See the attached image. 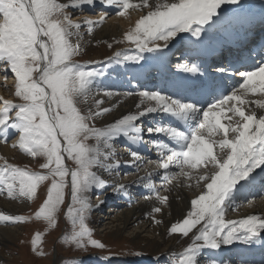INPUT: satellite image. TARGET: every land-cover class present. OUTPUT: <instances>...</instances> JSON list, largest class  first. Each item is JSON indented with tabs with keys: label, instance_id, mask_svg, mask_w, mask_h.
<instances>
[{
	"label": "snow or ice",
	"instance_id": "obj_1",
	"mask_svg": "<svg viewBox=\"0 0 264 264\" xmlns=\"http://www.w3.org/2000/svg\"><path fill=\"white\" fill-rule=\"evenodd\" d=\"M97 3L118 9L116 15L119 16H124L130 8L151 9L125 34V38L143 53L159 49L158 41H164L163 47H167L179 33L190 32L197 38L205 32L211 35L231 14L222 6L237 5L240 0H172L154 7L149 0H139L136 4L131 0H69L66 3L0 0V65L5 70L10 68L14 74L15 96L22 101L14 103L0 97L4 105L0 109V141L8 140L9 130L18 133V143L13 147H19L30 157H43L45 162L40 167L47 170L34 172L5 160L0 166V195L33 200L38 188L51 181L35 218L55 228L68 189L70 203L66 217L71 222L72 232L64 237L65 242L85 251L89 246L103 249L105 245L92 238L86 224L93 207L89 193L108 187L98 170L111 173L120 167V161L115 159L114 142L123 137L133 144L144 143L146 131L149 135L162 134L173 142L170 145L160 140L148 141L158 152L157 163L164 170L160 175L166 185L177 175L191 180L193 171L211 166L210 174L197 173L196 176L197 186L204 181L205 190L191 200L187 216L169 230L170 234L189 237L196 229L191 243L182 252L172 254L171 264H201L205 250H220L223 245L235 242L251 245L257 239L264 242V217L250 215L239 221L224 218L225 212L233 207L237 185L241 182L251 184L256 178L253 173H264V48L257 54L259 61L249 57L253 65L250 70L236 69L235 74L242 78L239 86L216 96L207 102L206 108L198 106L199 101L186 102L160 92L143 91L139 93L141 100L136 107L141 109L146 103L147 107L123 115L104 127H96L94 121L111 109L101 107L103 100L95 97L101 91L108 97L116 93L100 87L105 70H96L74 60L81 54V47L73 43V37L81 38L82 24L74 22L67 10L83 11L85 6ZM107 16L104 12L99 20L86 19L83 24L91 33L93 26L102 23ZM142 59V55L115 54L117 63ZM181 67L197 77L202 75L200 66L195 63ZM218 71L225 73L228 69L221 67ZM250 95L260 98L251 100L248 99ZM90 99L94 103L82 112L80 106L87 105ZM257 110H260L259 115ZM154 113L175 118L187 130L163 123L144 129L137 123ZM217 136L220 139H215ZM130 155L134 160L140 159L137 151L130 150ZM66 160L74 167L66 164ZM170 166L179 172H170ZM152 175L149 174L144 186L161 204H167L168 197L156 190ZM127 189L126 185L114 187V191L125 195H128ZM161 211V207L153 208L155 213ZM29 219L0 212L2 222L24 223ZM42 239L43 234L37 232L32 240L33 251L40 256L45 254L40 250ZM210 264L216 262L211 260Z\"/></svg>",
	"mask_w": 264,
	"mask_h": 264
},
{
	"label": "bare ground",
	"instance_id": "obj_2",
	"mask_svg": "<svg viewBox=\"0 0 264 264\" xmlns=\"http://www.w3.org/2000/svg\"><path fill=\"white\" fill-rule=\"evenodd\" d=\"M59 2L66 3V2H69V0H59ZM131 2L133 4H136V3H139V0H131ZM166 2L171 3L172 0H149V4L152 5L153 7L157 3L163 4ZM239 4L241 5L231 11V14L227 16V18L220 25L217 31L213 32L211 35L207 34V36H204V33H202L201 37L199 38L200 39L205 38L206 41H212L213 39H215L216 37H220L221 35L225 36L230 27H232L233 29H236L237 27H239L240 16L244 15V11L242 8L246 9L247 11H252L253 14L257 13V11L259 10L260 11L264 10V0H240ZM97 6L99 7L100 4L97 3L95 6H85V9H86L85 12L87 13L83 14V16H80V17L77 16V18H75L74 20L81 19L82 17H91L89 12H93V9H95ZM103 6L109 7L107 5H102V7ZM131 9L133 8H130V10ZM137 9H139L140 11H144V15H146L148 11L151 10L150 8H147V7H140ZM75 10H78V9H75ZM139 19L140 18L132 17V26L130 27L127 26L129 23L123 22L122 19H118V20H116V18L107 19L105 23L94 25L91 33L88 32L87 25H85L82 27L80 31L81 38L79 40L75 38V43H79L81 47V54L79 55V57H81L80 59L86 56L89 58V60H92L93 62H96L97 64L102 63V64L108 65L107 67L108 71L106 72V75L100 78V87L102 89L110 90L116 93V95L108 97L104 94L103 91H101L100 94L95 97V99L103 100L104 103L101 105V107H107L111 109L109 113L105 114L104 116L100 118H97L98 123L102 124V126H106L107 124L114 122L116 119L121 118L123 115L129 114V113H135L143 109L144 107H147L148 104L146 103L144 105H141V109H137L136 106L140 104V100H141L139 93L143 91L156 92L155 86L160 87L163 82V78H164L163 69L165 65L159 62L160 56H156L155 51L147 53L149 54L148 57L151 59V62L144 69L142 65L136 66V65L128 64L126 63L128 61L117 63L115 60V54L117 52L121 53L122 56L123 55L129 56L133 54V53H130V51L128 52L126 49L127 46H134V44L125 38V34L131 31L135 27V24ZM204 27L205 29L208 28L207 25H205ZM186 33H179L173 40L168 42L167 47L176 43L183 36H187ZM99 43H101V45L103 44L112 45L113 44V49H112L113 52L102 56L103 54L102 50H100L97 46V44ZM157 43L161 45L160 48H163V45L165 42L158 41ZM224 43L227 44V41H225ZM149 46L151 47L152 45L150 44ZM177 54L179 53H176V57H178ZM174 57L175 56L171 57L170 59H173ZM110 60H112V62ZM96 66L101 67V65H96ZM2 72L3 71L0 68V97H3L5 99L6 97L3 95L4 88L1 87V84L7 85V82L3 80V77L5 76H3ZM107 77L111 78V80L107 81L108 80ZM148 78H151V80L148 81L147 80ZM129 93H132V94L129 95ZM13 94L15 93L11 92V96ZM259 98L260 97L258 96H251V95L248 97V99H251V100L259 99ZM93 103H94V100L90 99L89 103L87 105H84V109L87 111V108L91 106ZM152 103H155V102H152ZM259 113H260V110H257L258 115ZM229 115H231V113H229ZM145 118L146 116L140 119L141 124L143 125L145 129H147L148 127L157 126V124H155L154 126H148L146 123L147 119ZM154 120H157L158 122L162 120L163 123L166 124L167 116L163 114H159L156 116V118H152L150 120V124L154 123ZM10 135L11 134L9 133V136ZM152 137H153V140L155 141L156 140L164 141L162 134H156V135H153ZM215 139L218 140L220 139V137L217 136L215 137ZM18 140H19V137L16 138L11 144L0 146V148L3 150V156L7 157L8 159L13 158L15 165L16 164L18 165V163L21 164L20 163L21 160H23L22 163H24V161H28L26 160V157L21 153L22 150L19 149V147H13L14 144L18 143ZM121 141L124 144L128 143L127 145L129 147V151L127 152V154H123V155H119V153L116 152L115 159L120 161V167L118 169L119 171H117L114 175H119L121 173L120 172L121 169H124V172L131 178L128 181H121V183L119 184V185L128 186V189H127L128 195H125L122 192L117 191V193L123 194V199H121L120 197L118 199L116 196V197H113L110 201L111 204L113 203L116 204V208H118L116 219H113L112 221L113 223H115L116 221L119 222V224L117 225H120L118 227L120 230L127 229V228L129 229L135 226L134 230L136 232V236L146 237L148 240H150V242H152V245H155V248L158 249V251L156 252L157 253L156 255H159L158 257L163 258L162 255H167L168 252H171L175 248L176 249L182 248L184 247V245H186L187 242H189L190 238L188 237H183L180 235H170L169 232L167 233V228H169L170 225L176 220L182 219V217L187 216L188 212L191 210V200L194 199V197L198 194V190L200 189L205 190L204 188L205 182L201 181L199 183V186H197L195 175L189 183L187 180H184V183L183 181L180 182V185H178L179 183L173 182L169 186L170 192H167V194L165 192L164 195L160 194L161 196L168 197V204L166 206H163V204H161L160 201H158L155 197L146 202L142 201L141 199L143 198V196H139V197L136 195L133 196V193H134L133 190L135 191V189H132V188H135L139 181L140 182L144 181L145 183L148 182V178L144 174L145 171L143 169L139 170V168L142 167V166H139V164H144L146 161H143L142 159L134 160V158L130 155V150L137 151L139 153V151L142 152V149H140L141 147H139L137 144H133L130 141H128L126 138L121 137ZM91 143H93V141ZM153 147H151V150L147 149V151L141 154L140 157L146 154L147 156H151L150 158H156V157L159 158L158 152L156 151V149L155 151L152 150ZM14 158H16V161ZM32 163L31 165L34 166V164ZM125 168H128V171L125 170ZM210 169H211V166L209 167L207 171L209 174H210ZM44 170L45 169H43V171ZM154 171L155 169H153V167H150V171L148 172V174L153 173ZM198 173L204 174L201 171H199ZM104 174L106 176H111V173L106 172V171H104ZM183 177L184 179L186 178L185 176ZM178 180H180V178L177 179V181ZM189 184L192 185L191 187H195L196 189L195 188L186 189L185 186H190ZM191 187H188V188H191ZM242 188L244 189V187ZM189 190L191 191V193L188 192ZM236 193H239V192H236ZM241 194L244 195L242 198L239 197ZM248 195L249 194L247 193L244 194L243 192L240 193L239 195H236L239 198L236 197L234 199L233 207H237L238 203L246 199ZM3 198H4L3 196H0V212H4L9 215H15L16 213L21 214V212L23 211H24L23 214H25V211L29 210V209L26 210L27 208H24L25 205H23L22 202L25 203L26 201L23 199H10V201L8 202V201L3 200ZM155 207H161L162 211L160 213L153 212V208ZM238 211L241 213L240 216H238ZM232 213H233L232 220H236V221H239L250 215L264 217V195H261V197L257 195L256 200H252L251 204L249 205L246 204L243 207L240 206L238 208H234ZM103 216H104V219H107V220L111 219V216H108V215H103ZM156 220L161 221V223L158 224L160 228H158L159 226L153 225L155 224ZM112 221L106 222V225L109 223H112ZM14 224L15 223H12V222L0 221V240L1 242L3 239L7 241H11V239L18 238L20 240L22 238L21 236L19 237L20 231L17 230L19 229V226L16 227ZM109 227L110 226H106V227L104 226L103 230L108 229ZM14 242L16 241L14 240ZM237 244H241L242 246H244L242 250L246 249L245 244L240 243V242H235L232 245L222 246V248L224 249L221 251L225 253L229 252L228 254L224 253V255L221 256L220 254H217L216 252H208V253L211 254V256H215L216 259H219V262L216 264H231V258L229 257L223 258V257L231 255L233 250H228V249H231L237 246ZM254 244H261V248H264V242H261L259 239H257ZM204 257H207V256H204ZM258 262H259V258L257 256L256 257L251 256L246 259L245 263H240V264H257ZM146 263L150 264L147 261H141L137 264H146ZM121 264H124V263L121 262Z\"/></svg>",
	"mask_w": 264,
	"mask_h": 264
},
{
	"label": "rangeland",
	"instance_id": "obj_3",
	"mask_svg": "<svg viewBox=\"0 0 264 264\" xmlns=\"http://www.w3.org/2000/svg\"><path fill=\"white\" fill-rule=\"evenodd\" d=\"M100 6L99 7L97 6L98 8L96 7L95 9H93V12H89L91 17H82L81 19H78V20H74V19L77 18V16L80 17V16H83V14L87 13L85 12L86 9H84L83 11H80V10H75L73 8L72 9L70 8L67 11L71 12L73 21L81 23L82 27L85 26L83 22L86 19H91L93 21L99 20L100 15L104 12H107L108 16L102 23H105L107 19L116 18V20L122 19L123 22L129 23L127 25L129 27L132 26V17L141 18L142 16H144V11H140L137 8H133L131 10L129 9L128 12L124 16H119V15H116V11L118 9L116 8L113 9V7L112 8L106 7L109 9L107 11V10L102 9V7ZM229 6H232V5H224L222 7L227 8ZM73 43H75V37H73ZM97 46L100 50H102V53H103L102 56L113 52L112 50L113 44L111 45V47H109V44L101 45V43L97 44ZM127 47H126L127 51L128 52L130 51V53H133L132 55H129V56L142 55L143 59L140 60L139 62L128 61L126 63L133 64V65H137V64L142 65L147 60V53H148L147 51L140 53L139 49H137L135 45L127 46ZM80 58L81 57L76 56L74 57V60L81 64H86L91 68H95L96 70L103 69L105 70V72L108 71L107 64H102V63L97 64L96 62L89 60V58L86 56L84 58L82 57V59ZM110 61L112 62V60ZM96 65H101V67L96 66ZM0 68L3 71L2 72L3 76L5 77L7 76V79L3 77V80L7 82V85L1 84V87L4 88L3 95L6 97L5 99L11 100L14 103H21L22 101L20 100V98L16 97L15 94L11 96V92L15 93L16 80H15L14 74L10 71L9 68L5 70L3 65H0ZM109 80H111V78H108L107 81ZM1 104L3 105L2 101H0V105ZM2 105L0 106V108L4 106ZM80 107H81L82 112H86V110L84 109V105H81ZM152 115L153 114L146 115L145 119H147V121L146 120L145 121L148 126H154L155 124H157V120H154V123L150 124V120L152 118H156V116L151 117ZM94 123L96 127H104L102 126V124L98 123V120L94 121ZM137 123L141 124V120L137 121ZM9 133L11 135L8 137V140L6 142L0 141V146L11 144L16 138L19 137V134L17 135V133L12 132V130H9ZM146 139H147V135L144 136V141L147 143L148 140ZM91 142L92 141H88V143H91ZM127 144L126 143L124 144L123 142H121V138L117 139L114 142V147H115L116 152H118L119 155L127 154L128 150H126V148H129ZM152 150L155 151V148L153 147ZM146 151H142V152L139 151V155L143 154ZM21 153L26 157V160L28 161H24V163H22L23 160H21L20 162L21 164L19 163L18 165L16 164L18 167L25 168V169H28L34 172H47V170L43 171V169L40 167V165L45 162L43 157L33 158L25 154L23 151ZM6 158L7 157L3 156V150L0 148V162H1L0 166L4 164L5 160H8V163L10 164H15L13 158L11 159H8V158L6 159ZM14 159L16 161V158ZM31 163L34 164V166L31 165ZM66 164H68L71 167H74V164L71 161L66 160ZM118 169L112 171L111 176H106L104 174L105 170L103 169L98 170V174L101 176V178L107 181L108 187L103 191L93 190L91 193H89L90 203L93 207L88 213L86 224H87V227L92 232V238L103 243L105 245V248L99 249V248H93L89 246L87 251H85L83 249L76 248L74 244L65 242L64 237L70 236L72 232L71 222L66 217V210L70 203V193L68 189L65 190L66 192L65 203L61 206V210L58 213L57 226L55 228H49L45 221L37 220L35 218V213L39 210L40 206L42 205L43 201L46 199V196H47V188L48 186H50V183H51V181H47L38 188L37 196L35 199L33 200L23 199L26 201L25 203L22 202V204L25 205L24 208H27L26 210L28 209L29 210L25 211V214H23L24 213L23 211L21 212V214L16 213L15 215H23V216L25 215L26 217H29L30 219L24 223L14 224L16 227L19 226V229L17 230L20 231L19 237L21 236L22 240L21 239L19 240L18 238L11 239V241H7L3 239L1 242L0 240V264H24V263L26 264H79L80 261H82V264H121V262L124 264H137L141 261H147L150 264H171L172 254L182 252L184 248L187 247V245L191 243V237L196 232V229H193V232L189 234L188 238H190V240L189 242L186 243V245H184V247L179 248V249H176V248L173 249L171 252H168L167 255H162L163 258L162 257L160 258L158 257L159 255H156L157 254L156 252L158 251V249L155 248V245H152V242H150V240H148L146 237L136 236V232L134 230L135 226L129 229L127 228V229L120 230L118 228L120 225H117L119 224V222L116 221L115 223H113L112 221L113 219H116L118 208H116V204L114 203L111 204L110 201L113 197H116V196L118 199L119 197L123 199V194L117 193V191H114V187L118 186L121 183V181H128L131 177L128 176L124 172V169H121L120 171L121 173L119 175H114L117 171H119ZM142 169H143L142 167L139 168V170H142ZM125 170L128 171V168H125ZM198 171L199 170H196V172ZM201 171L205 173L208 171V169H202ZM185 180H187L188 183L191 181L189 179H185ZM142 184H143V181L141 182L139 181L137 186L135 188H132V189H135V191L133 190L134 192L133 196L134 195L142 196L141 193L139 192L140 189H138L139 186L143 187ZM178 185H180V183ZM189 185L190 186H185V188L186 189L195 188V187H191L192 186L191 184ZM155 186H159L157 182L155 183ZM188 187H191V188H188ZM163 189L164 188H159L158 192ZM203 190L204 189L198 190V194L196 196H198ZM164 191H166V194L167 192H170L169 189H165ZM188 192L191 193L190 190ZM0 196L4 197L3 200L8 201V202L10 201V198L6 194L0 195ZM141 200L144 201L143 198ZM146 201H149V200L145 199V202ZM251 202L252 200L250 201L249 198H247L244 200L243 206L246 204L249 205ZM167 204H163V206H166ZM97 205L99 206L96 207ZM232 210L233 209L229 208L225 212V216H224L225 220H232V216H233L232 215L233 213L231 212ZM103 215L111 216V219L109 220L104 219ZM185 217H182V219H179L173 222L170 225V227L167 228V233L169 232L170 234L169 229L171 228V226L177 222L182 221ZM111 221L112 223H109L106 225V222H111ZM153 225L159 226L158 223L156 222ZM104 226L105 227L110 226L109 227L110 229L108 228V229L103 230ZM199 227L200 225L197 226V228ZM158 228H160V226ZM37 232H40L43 234V239H42V243L40 246V250L45 253L43 256L37 255V253L33 251L32 240L35 238V235ZM170 235H180V234H170ZM14 240L16 242H14ZM208 250H211V249H208ZM136 253H139V255H137ZM226 257H229V256H224L223 258H226ZM209 259L210 257L202 259L201 263L208 262ZM232 263L233 262H231V264Z\"/></svg>",
	"mask_w": 264,
	"mask_h": 264
}]
</instances>
